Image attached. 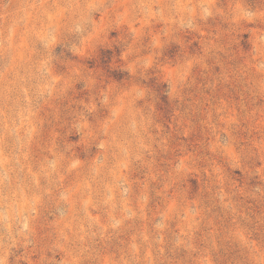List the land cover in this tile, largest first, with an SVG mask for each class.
Segmentation results:
<instances>
[{
	"label": "rangeland",
	"instance_id": "374dc122",
	"mask_svg": "<svg viewBox=\"0 0 264 264\" xmlns=\"http://www.w3.org/2000/svg\"><path fill=\"white\" fill-rule=\"evenodd\" d=\"M0 264H264V0H0Z\"/></svg>",
	"mask_w": 264,
	"mask_h": 264
},
{
	"label": "trees",
	"instance_id": "16d2710c",
	"mask_svg": "<svg viewBox=\"0 0 264 264\" xmlns=\"http://www.w3.org/2000/svg\"><path fill=\"white\" fill-rule=\"evenodd\" d=\"M112 51L111 50H106L105 52H102V58H105L108 54H110ZM114 77L117 79H123L124 75L120 72L114 73Z\"/></svg>",
	"mask_w": 264,
	"mask_h": 264
}]
</instances>
